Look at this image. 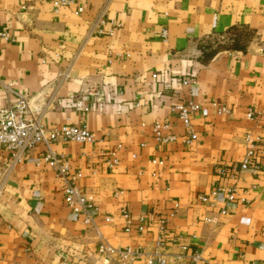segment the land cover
<instances>
[{
	"label": "crops",
	"instance_id": "0c3cea01",
	"mask_svg": "<svg viewBox=\"0 0 264 264\" xmlns=\"http://www.w3.org/2000/svg\"><path fill=\"white\" fill-rule=\"evenodd\" d=\"M75 1L56 9L47 0H0V31L14 37L0 36V79L13 89L0 83V108L26 92L48 127L85 124L94 132L92 141L59 139L53 147L81 173V189L95 192L101 214L91 229L68 208L43 144L10 171L0 147V264H112L97 253L101 235L117 246L151 247L165 216L162 240L172 250L188 245L211 264H264V168L253 167L264 164V144L240 167L247 133L264 139V0ZM233 25L254 31L247 49L203 62L199 42ZM98 87L101 99L89 94ZM182 100L209 108L193 117L192 143L172 110ZM214 102L229 110L218 113ZM157 121H170L178 139L158 144ZM221 185L237 190L226 214L223 201L199 199ZM133 264L146 263L140 256Z\"/></svg>",
	"mask_w": 264,
	"mask_h": 264
},
{
	"label": "built area",
	"instance_id": "2783aa9c",
	"mask_svg": "<svg viewBox=\"0 0 264 264\" xmlns=\"http://www.w3.org/2000/svg\"><path fill=\"white\" fill-rule=\"evenodd\" d=\"M57 9L59 7L73 6L75 0H47ZM83 11V7H77L76 13ZM106 22L101 19V24ZM0 36L7 41H13L14 37L6 30L0 31ZM162 36L166 40L168 29L163 28ZM2 86L8 90L12 89V83L0 79ZM89 94L96 95L99 99L103 97L101 88L92 89ZM18 99L10 102L8 105L0 108V147L9 151L8 171L12 170L17 164L22 163L27 155L39 144L45 146L43 159L51 168H53L57 176L64 182V198L68 208L75 214L81 215L88 228L97 227V218L101 214L99 202L95 192L83 190L78 185L77 180L81 173H72V167L67 156L59 153L53 144L59 139L69 141L87 142L92 141L95 137L94 132L85 124L62 123L58 126L48 127L44 122V117L41 108L33 105L26 92H19ZM218 113H224L229 110L226 105H220L214 102ZM83 110H89L86 104ZM173 112L179 117L187 128V135L184 141L192 143L199 137L198 131L193 123V117L196 114L201 116L209 115V108L201 102L190 100H182L176 102L172 107ZM247 117L252 119L255 117V112L249 110ZM171 128L170 121H157L153 124L154 139L158 144L162 145L168 142L176 141L178 136L174 133H169ZM264 130V128H263ZM247 149L243 159L240 162L241 168H248L257 154V150L264 144V139L261 135L253 132L247 133L246 137ZM120 148L121 145L119 144ZM264 151V149H263ZM119 159L116 151L113 152V164H117ZM152 162L162 164L164 161L154 158ZM254 171L258 172L264 168V164H254ZM224 172L225 169H222ZM4 181L0 183V196L3 194ZM237 190L233 186H216L212 187L209 192H201L199 199L209 205H216L223 201L224 206L220 210L221 214L228 213L229 206L236 202ZM223 199V200H222ZM122 218L125 219V228L131 230L132 217L127 208L122 210ZM175 216V212L170 214ZM108 220L112 218L107 216ZM139 229L143 231V218H140ZM212 220H215L212 219ZM169 217L165 216L160 219L159 232L160 236L154 240L151 247L142 246H117L111 243L106 236L101 235L97 247L99 257L107 263L112 264H133L134 261L142 256L146 264H211L203 256L199 249H189L188 245H182L179 250H172L170 245L164 243L163 233L167 228Z\"/></svg>",
	"mask_w": 264,
	"mask_h": 264
},
{
	"label": "trees",
	"instance_id": "16d2710c",
	"mask_svg": "<svg viewBox=\"0 0 264 264\" xmlns=\"http://www.w3.org/2000/svg\"><path fill=\"white\" fill-rule=\"evenodd\" d=\"M249 30H252V29L247 27V26H240V25L231 26L228 29V31L225 33V34H228V37H227L228 42H230L229 44H231V45L225 46L223 43H220L218 45V47H215V48H212L211 46H209V44H205L207 38H210L211 36L203 38L199 42V48L201 50V55L199 56V58L203 62H208L209 60L213 59L215 57V55L220 51L219 47H226L227 49H238V50H244L245 51L247 49V46H248L250 40L249 41L248 40L242 41V38H240L241 36L238 35V32L239 31H246L247 34L249 33L251 36V32Z\"/></svg>",
	"mask_w": 264,
	"mask_h": 264
},
{
	"label": "rangeland",
	"instance_id": "374dc122",
	"mask_svg": "<svg viewBox=\"0 0 264 264\" xmlns=\"http://www.w3.org/2000/svg\"><path fill=\"white\" fill-rule=\"evenodd\" d=\"M247 31V30H246ZM246 31H239L238 32V35H240L242 38V41H249L253 38L254 36V32L252 30H249L251 32V36L250 34ZM228 34H225V35H221V34H214V36H211L210 38H207L205 44H209V46H211L212 48H215V47H218V45L220 43H223L225 46L226 45H231L229 44L230 42H228ZM227 48L226 47H219V50L220 51H223V50H226Z\"/></svg>",
	"mask_w": 264,
	"mask_h": 264
}]
</instances>
